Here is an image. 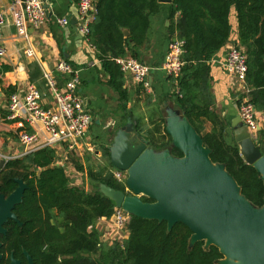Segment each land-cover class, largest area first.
<instances>
[{"label": "trees", "instance_id": "trees-1", "mask_svg": "<svg viewBox=\"0 0 264 264\" xmlns=\"http://www.w3.org/2000/svg\"><path fill=\"white\" fill-rule=\"evenodd\" d=\"M162 5L157 0H96V11L87 34L100 68L108 74L106 83L117 94L118 107L125 120L130 116L137 130L157 149L170 141L164 120L156 118L151 122L153 127L147 128L142 116L126 106L131 92L125 85V72L115 58L129 56L144 63L140 49L149 47L152 18ZM166 5L168 42L175 38L183 41V64L175 78L167 76L173 89L162 96V103L169 101L187 117L211 149V160L223 163L241 193L259 207L263 204V181L254 167L243 161L230 121L215 108L210 61L225 44L241 49L246 57L249 101L258 112L264 111V0H172ZM232 9L237 24L236 38L230 41ZM124 29L128 30V35L123 33ZM0 70L7 71L9 67L3 66ZM27 74L28 81L47 96L40 66L36 62L29 63ZM55 75L59 86L68 79L66 75ZM0 89L8 102L16 87L3 85L0 79ZM142 90V84L138 83L137 97ZM241 96L237 95V104ZM0 115L6 119L7 110L0 108ZM255 140L264 154V128L258 130ZM99 147L109 166L93 170L88 165L90 190L70 182L64 169L54 164L55 151L48 146L0 165L1 193L8 195L14 190L15 177L27 184L22 201L13 208L21 224L11 219L3 224L6 232L0 234L3 255L0 264H10L11 252L21 264H26L23 249L29 253L33 264H216L222 257L218 248L213 245L204 248L202 240L188 246L191 231L180 222L168 231L165 221L130 215L127 237L110 245L101 244L94 224L98 218L112 214L114 203L98 191L97 185L103 182L124 191V184L118 182L109 169L115 168L109 161L107 144ZM171 150L177 156L182 155L174 147ZM70 159L76 169H84L79 157L71 155ZM142 200L150 201L144 196Z\"/></svg>", "mask_w": 264, "mask_h": 264}, {"label": "water", "instance_id": "water-1", "mask_svg": "<svg viewBox=\"0 0 264 264\" xmlns=\"http://www.w3.org/2000/svg\"><path fill=\"white\" fill-rule=\"evenodd\" d=\"M123 33L129 34L126 29ZM49 68L53 70V64ZM20 71L18 78L24 79L22 66ZM163 120L170 137V143L163 148L149 144L130 116L117 126L110 141L102 137L111 165L126 173L127 191L103 182L98 183V191L130 215L165 221L168 231L175 223H182L191 231L188 246L202 240L204 248L210 245L218 248L222 257L216 264H264V193L263 204L253 205L225 165L211 160V149L187 117L169 101L164 104ZM230 125L240 156L259 173L264 185V154L260 144L239 116ZM172 147L182 155L173 154ZM3 162L0 159V165ZM14 181L17 186L12 192L8 195L0 192V234L6 232L3 224L8 219L21 224L13 208L22 201L27 184L22 178L15 177ZM142 196L150 201H143ZM22 252L26 264H33L29 253L25 249ZM2 257L0 253V261ZM9 258L10 264H21L12 252Z\"/></svg>", "mask_w": 264, "mask_h": 264}, {"label": "crops", "instance_id": "crops-1", "mask_svg": "<svg viewBox=\"0 0 264 264\" xmlns=\"http://www.w3.org/2000/svg\"><path fill=\"white\" fill-rule=\"evenodd\" d=\"M43 1L47 10L45 24L40 28L27 26L26 36H21L17 33L13 13L9 8L11 0H0V9L4 17L0 28V44L4 49V54L0 57V69L3 66L9 67L7 71L0 70L2 84L15 85L17 89L28 81L27 65L29 63L36 62L40 67L45 64L49 68L58 59H66L79 74L80 81L77 91L83 98L86 108L89 109L92 121L93 118L98 119V124H101V130L104 133L107 131L106 133L109 135L107 140L110 141L117 126L123 124L126 120L122 109L118 107L116 92L106 83L108 74L100 68V62L95 57L94 48L76 30L78 24V0ZM163 4L160 11L152 18L149 47L147 49H140L144 63L151 68L147 79L150 86L147 91L145 90L149 92L147 93L149 100H143V94L141 93L137 97L136 88L138 83L133 81L129 73L126 74L125 72V85L131 92L130 101L127 102L126 106L132 107L135 114L141 115L145 125L148 121L151 123L157 118L158 105L162 103L161 98L167 94V87L171 82L162 69L167 50V26L169 25L168 5L166 3ZM59 17L69 18L70 23L63 26L57 24L56 19ZM229 21L232 28L229 40L233 41L236 38L237 24L233 9L231 10ZM27 48L33 50V56L25 54ZM227 49L228 44H225L212 56L210 73L215 108L231 121L238 116L236 101L239 91L236 90L231 77L224 69ZM21 66L25 74L24 79L18 78L21 74ZM45 97H47L48 102L50 96L47 95ZM7 103L0 89V108L6 111ZM259 115L264 116V111H260ZM0 120V148L5 146V149H7L6 152H3L1 149L0 153L6 154L12 151H19L21 146L18 144L16 136V123L6 121L1 115ZM262 121L260 122L261 125H263ZM86 136L93 145V152L95 154L99 152V149H94L95 145L92 143L91 137L87 133ZM99 143H106V141H99ZM82 156H79V158Z\"/></svg>", "mask_w": 264, "mask_h": 264}, {"label": "built area", "instance_id": "built-area-1", "mask_svg": "<svg viewBox=\"0 0 264 264\" xmlns=\"http://www.w3.org/2000/svg\"><path fill=\"white\" fill-rule=\"evenodd\" d=\"M95 3L96 0H78L77 2L78 24L76 30L87 42L88 25L96 11ZM9 8L13 13L17 33L21 36H26L27 26L40 28L46 22L47 10L43 0H11ZM3 21V12L0 9V28ZM56 22L63 26L68 25L70 20L67 17H59ZM182 44L183 41L179 38H175L167 44L162 69L169 77L175 78L180 72L183 64L181 60ZM3 54L4 49L0 44V57ZM25 54L33 56L34 52L31 48H27ZM245 58L241 49L230 44L225 56L224 69L231 77L236 90L242 95L237 104L240 121L246 125L249 133L255 138L261 125V119H258V117L261 118V115L249 101V88L245 82L247 69ZM115 61L122 71H128L133 81L141 83L144 90L149 88L150 84L147 80L151 69L149 65L129 56L117 57ZM53 66V70H50L45 64L40 67L50 96L48 102L45 94L29 81L22 87H18L9 96L6 119L16 123V136L22 152L0 153V159L5 162L48 146L55 151V165L62 167L67 175L72 172L73 177H83L84 172L75 168L70 157L71 155L79 157L84 153L93 152V145L86 136L92 116L77 91L80 78L73 65L64 59H58L53 63ZM55 73L68 76L62 86H59ZM111 172L118 182L124 184V190L127 191L125 171L113 169ZM72 184L81 186L77 182ZM129 219V213L121 207L114 206L112 214L109 217L98 218L94 228L106 225L107 230H104L100 239H105L104 236L107 233L113 234V230L110 231V229H114L119 233L117 234L119 236L125 234L122 236L121 240H123L128 235L126 226ZM115 240H112L109 245Z\"/></svg>", "mask_w": 264, "mask_h": 264}, {"label": "rangeland", "instance_id": "rangeland-1", "mask_svg": "<svg viewBox=\"0 0 264 264\" xmlns=\"http://www.w3.org/2000/svg\"><path fill=\"white\" fill-rule=\"evenodd\" d=\"M130 83H131V80H130ZM172 89H173V86H172V83L170 82L168 87H167V91H171ZM146 91H144V90L140 91V93L143 94L142 95L143 100H149V97L147 96V93H149V92H146ZM163 117H164V105H163V103H160L158 105V109H157V120H162ZM258 119L259 120L261 119V121H262V120H264V116H261V118L258 117ZM0 122H1V120H0ZM98 123H99L98 119L97 118H93L92 124L90 125V128L87 131V135L91 137L92 143L95 145L94 149L98 148L99 150H101L100 147H99L101 145L99 143V141H103V139H102L103 136H104V138H109V135H108V133H106L107 131L104 133L101 130V124H98ZM149 124H150V126H149ZM262 124L263 125H261L260 127L264 128V121H262ZM163 125H164V123H163ZM145 126L147 128H152L153 127V125L151 123H149V121H148V123ZM169 143H170V141H169ZM1 149H2L3 152L7 151V149H5V146H2L0 148V151H1ZM18 152L19 153L22 152V148H20ZM80 160L82 161V164H83V167H84V169L81 170V171H83L85 175L83 177H81V176L73 177L74 174L72 172H70V173H68V176L70 178L71 183L77 182L78 184H81V186L84 187L85 189L90 190L91 189V185L89 183V180H88V177H87V173H86L87 169H88V165H91L93 170H97V169H99L102 166H105V165L109 166L108 159L102 155V151H99L96 154L94 152L86 153L82 157H80ZM109 169L111 171L113 170L110 167H109ZM97 230L100 233L99 240H100L101 244H106V245H109V243L112 240H115V239L121 240L123 238L122 236L125 235V234H121L119 236V235H117L119 233L116 230L110 229V231L113 230V234L112 233H107L104 236L105 239H100V237L103 236L104 230L105 231L107 230L106 229V225H104L103 227H97Z\"/></svg>", "mask_w": 264, "mask_h": 264}]
</instances>
